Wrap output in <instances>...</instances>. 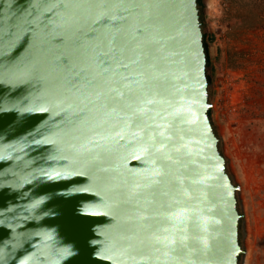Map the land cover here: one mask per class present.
Masks as SVG:
<instances>
[{"label": "water", "instance_id": "95a60500", "mask_svg": "<svg viewBox=\"0 0 264 264\" xmlns=\"http://www.w3.org/2000/svg\"><path fill=\"white\" fill-rule=\"evenodd\" d=\"M0 2L3 48L17 21ZM124 15L131 27L115 37L114 60H138L133 72L154 65L139 119L87 103L107 67L89 69L87 51L66 65L56 45L38 44L24 85L22 66L0 62V264H242L246 213L210 115L198 0H128Z\"/></svg>", "mask_w": 264, "mask_h": 264}, {"label": "snow or ice", "instance_id": "6c2138e0", "mask_svg": "<svg viewBox=\"0 0 264 264\" xmlns=\"http://www.w3.org/2000/svg\"><path fill=\"white\" fill-rule=\"evenodd\" d=\"M9 7L15 9L10 19L17 22L9 23L7 35L10 41L0 48V62L15 63L24 68L18 77V83H29L37 75L35 64L29 61L30 54L37 45L47 47L54 44L61 53L58 59L66 65H72L75 59L87 51L91 53L88 57L91 62L89 69L92 64L107 66L93 75L92 81L96 82L97 87L85 97L88 104L96 106L99 103L98 110H102L105 115L114 113L117 118L131 121L144 114L142 105L153 103L143 97L155 80V77H150L147 73V69L154 68V65L148 63L145 70L133 72L130 69L139 64L138 60L117 63L112 54L116 50L115 37L126 35L131 27L128 17L124 15L128 11V0H10ZM2 9L3 3L0 2V23L4 21ZM137 32L140 34L139 30ZM109 36L112 39L107 40ZM106 40L110 46L108 51L104 50ZM141 56L145 60L150 59L149 52L141 50ZM87 71L82 69L80 73H74V78L79 80ZM121 87L126 91L119 90ZM38 111L47 112L48 109L40 108ZM85 111L86 108H81L72 115L78 117ZM61 114H65L64 109ZM71 175L54 172L48 178L68 180ZM74 190L88 191L83 188ZM20 264H28V260H21Z\"/></svg>", "mask_w": 264, "mask_h": 264}, {"label": "rangeland", "instance_id": "374dc122", "mask_svg": "<svg viewBox=\"0 0 264 264\" xmlns=\"http://www.w3.org/2000/svg\"><path fill=\"white\" fill-rule=\"evenodd\" d=\"M222 0H204L210 31L216 34L224 58L213 78L211 112L228 170L241 184L239 202L246 213L242 264H264V20L255 27L240 22L242 11H215ZM234 54V65L227 53Z\"/></svg>", "mask_w": 264, "mask_h": 264}, {"label": "trees", "instance_id": "16d2710c", "mask_svg": "<svg viewBox=\"0 0 264 264\" xmlns=\"http://www.w3.org/2000/svg\"><path fill=\"white\" fill-rule=\"evenodd\" d=\"M200 7V15L202 20V26L204 31V44L207 52V74L209 79V91L210 100H212L214 93L213 78L215 77L216 69L223 62L225 50L221 45L215 46L216 34L210 31V28L206 21V14L204 12V0H198ZM231 9H235L236 12L242 11L245 16H241L240 22L242 25L247 27H255L257 24L264 20V0H232L230 4ZM228 62L230 65H234L235 55L230 52L227 53ZM210 115L212 119V112L210 109ZM213 122V119H212ZM214 125V124H213ZM239 208L242 210L241 204L239 202ZM243 219L240 222V240L244 235ZM242 242V240H241ZM242 260V257H241Z\"/></svg>", "mask_w": 264, "mask_h": 264}, {"label": "built area", "instance_id": "2783aa9c", "mask_svg": "<svg viewBox=\"0 0 264 264\" xmlns=\"http://www.w3.org/2000/svg\"><path fill=\"white\" fill-rule=\"evenodd\" d=\"M229 0H222V3L220 2L219 4L215 5V11L217 12L218 9L220 12H223L224 11V7H223V4L224 6H227V3H228Z\"/></svg>", "mask_w": 264, "mask_h": 264}]
</instances>
